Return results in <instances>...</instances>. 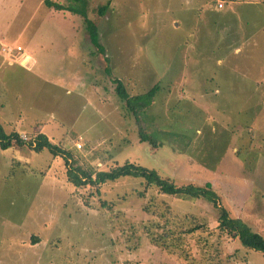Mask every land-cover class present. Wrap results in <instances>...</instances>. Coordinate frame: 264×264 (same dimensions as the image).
Listing matches in <instances>:
<instances>
[{"label":"rangeland","instance_id":"obj_1","mask_svg":"<svg viewBox=\"0 0 264 264\" xmlns=\"http://www.w3.org/2000/svg\"><path fill=\"white\" fill-rule=\"evenodd\" d=\"M218 2L225 11L211 15ZM263 4L87 0L100 53L80 16L0 0V125L70 154L0 148V264H264L217 228L205 200L144 191L134 178L74 187L67 177L71 164L130 162L177 186L210 182L230 217L264 238Z\"/></svg>","mask_w":264,"mask_h":264},{"label":"trees","instance_id":"obj_2","mask_svg":"<svg viewBox=\"0 0 264 264\" xmlns=\"http://www.w3.org/2000/svg\"><path fill=\"white\" fill-rule=\"evenodd\" d=\"M66 4L54 2L52 0H42V4L51 11L68 12L71 15L80 16L85 25V29L88 34L89 41L92 45L98 48L100 53L104 52L103 47L99 44V35L97 26L93 21L87 17V0H64ZM107 6L99 8V15H103ZM105 73L109 75L111 82L115 85V93L120 100H122L127 108L130 106L131 96L125 89L122 81L116 77H113L110 70L107 68V60H105ZM157 91V87L154 86L148 93L147 97L151 98ZM129 106V107H128ZM138 123L136 107L129 108ZM246 113H249L246 111ZM140 141L146 140L142 131L139 130ZM15 144L18 147L28 145L34 152L39 153L44 149H47L54 157L61 156L70 160V154L60 149L58 146L52 144L45 135L38 134L33 140L25 142L20 138L18 133L11 132L6 133L3 127L0 125V148L5 150L10 145ZM155 143H152V145ZM68 182L74 187L81 186H100L105 183L115 182L121 178H134L142 180L145 184L144 191L148 188L154 187L161 195L172 196L183 200H205L213 205L218 211L219 216L217 219V228L225 233L230 238L237 240L239 245L248 251H255L264 256V238L252 231L250 227L242 222L240 219L231 218L228 211L222 207L219 203V197L213 191L210 182L204 183L202 186L187 183L181 186H177L168 178H162L155 170H150L134 163L126 162L123 165L116 166L108 171H100L88 168L86 170L71 164L67 171ZM198 228H193L185 233L190 234L196 231Z\"/></svg>","mask_w":264,"mask_h":264},{"label":"crops","instance_id":"obj_3","mask_svg":"<svg viewBox=\"0 0 264 264\" xmlns=\"http://www.w3.org/2000/svg\"><path fill=\"white\" fill-rule=\"evenodd\" d=\"M219 3V2H218ZM217 3V4H218ZM236 3V2H235ZM217 4H216V6H215V8H209V10L208 11H211V15H218V16H220L221 15V13L222 12H224L225 11V9H226V7L223 5V8L222 9H217ZM264 5V4H263ZM26 50H29V51H32V47L31 46H27L26 47ZM235 51L236 52H238L239 51V49L237 48V49H235ZM23 56H25V57H27L28 58V60L26 61V63H28V61L29 60H31V62H30V64L28 65V66H30V69L32 68V66L34 65V63H35V61H34V58L32 57V55L31 54H28L27 52L26 53H23ZM25 63V64H26ZM219 64L221 63V62H218ZM21 66V65H20ZM29 70V69H28Z\"/></svg>","mask_w":264,"mask_h":264},{"label":"built area","instance_id":"obj_4","mask_svg":"<svg viewBox=\"0 0 264 264\" xmlns=\"http://www.w3.org/2000/svg\"><path fill=\"white\" fill-rule=\"evenodd\" d=\"M222 7H223V3L219 2V3L217 4V8L220 9V8H222ZM16 51L21 52L22 49H21L20 47H17V48H16ZM2 52H5V48H2Z\"/></svg>","mask_w":264,"mask_h":264},{"label":"water","instance_id":"obj_5","mask_svg":"<svg viewBox=\"0 0 264 264\" xmlns=\"http://www.w3.org/2000/svg\"><path fill=\"white\" fill-rule=\"evenodd\" d=\"M27 60H28L27 57L24 58V59L22 60V62H21V65L25 64V62H26ZM29 64H30V62H29V63H26L25 65L28 66Z\"/></svg>","mask_w":264,"mask_h":264}]
</instances>
